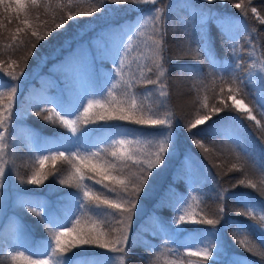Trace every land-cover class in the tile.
Returning <instances> with one entry per match:
<instances>
[{"label": "trees", "instance_id": "obj_1", "mask_svg": "<svg viewBox=\"0 0 264 264\" xmlns=\"http://www.w3.org/2000/svg\"><path fill=\"white\" fill-rule=\"evenodd\" d=\"M235 3L245 4L248 14L245 15L240 9L235 8ZM93 6L100 8V11L91 16L87 15L86 13L90 12ZM134 7L132 3L117 5L110 0H106L104 4L101 0H71V3L70 0H39L37 5H29L27 10V19L31 27L21 24L20 20L25 18L24 13L17 18L10 13L4 14L0 7V85H3L0 87V93L6 94L10 91L9 85H16L18 82L24 84L15 96L13 105V110L18 114L15 120L19 125L12 129L13 133H7L5 142H0V149L5 146L8 150V155L2 153L4 160H7L4 185L12 186L18 194L13 204L14 209L9 211V214L15 213L16 217L10 214L0 224V264H15L11 260L12 255L4 251L3 239L10 240L18 230L23 233L25 231L33 233L31 246L35 239L37 244L41 238L47 240L49 236L48 226L43 225L35 214L27 212L26 209L30 205L20 206L18 201L21 198H38L51 203L57 201L59 209L74 207L71 204L72 197L67 194L76 193L78 189L72 185L59 184V180L67 179L71 172V166L65 159L57 157L55 164L51 158L45 162L44 172L48 174V179L42 185L21 184L20 180L27 181L39 168V158L44 155L51 157L50 149L54 145L58 146L56 142L70 135L52 111L55 105L46 102L48 98H60L70 87L74 89L75 95L79 96L78 93L83 92L82 96H84L88 92L111 88L112 84H116V88L112 89L116 101L126 99L123 94V81H120L119 77L115 80L110 79L113 68L111 58L104 60L100 54L102 48L114 54L120 45H115L113 41L124 43L130 50V55L125 58L126 67L123 75V80L127 81L130 73L136 74L137 83L129 90L130 93H135L137 101L142 102L146 109L150 108L156 112L158 114L156 118L168 117L176 135L175 153L171 156L165 155L164 162L152 170L148 183L140 194L137 207L144 204L148 207L138 220H132V228L128 232V242L125 245L126 255L123 254V264H175L172 260H166L172 257L179 264L181 262L188 264L189 260L192 264H199L201 258L188 257L184 244L194 237L207 236L213 230L217 231L219 251L213 252L208 264H235L236 261H239V264H264V254H262L264 241L260 239V233L254 229L251 230V234L236 233L231 227L237 223H259V212L264 210V195L260 191L264 188L262 183L264 164L254 163L256 157H262L264 160V135L253 129L264 131V118L257 110L250 93V90H259L261 84L257 79L249 82V77H256L257 73L264 72V23L257 18L264 17V0H213L212 3L207 0H188V4L184 7L177 5V2L170 3L167 7L168 19L163 22L164 33L160 46L163 56L161 64L165 75L159 79L165 85L163 90L168 93L166 97L159 95L156 86L148 85L145 88L137 70V63L140 65L149 63L148 60L138 57L141 54L146 57L153 54L150 51L149 37H152L154 27L148 28L147 31L143 29L152 24L153 20L150 17L154 13L155 5H139L138 9L144 11L137 21H134L137 16L134 18L131 16ZM252 7L257 9L256 13L251 12ZM70 10L74 18L69 20L67 17ZM76 13L84 14L75 15ZM209 13L212 18L208 19L202 28L201 17ZM218 17L232 21L224 30L232 39H226L222 34L221 28L216 23ZM61 18H63V27L52 30L46 39L39 40L34 50L35 54L29 58L25 45L31 37V32L36 30L41 35H45V29H55V23L62 22ZM18 27L23 31L18 33L16 31ZM128 30L135 34L129 36L128 33L124 38ZM202 32L206 34L203 38ZM68 40H71L70 46L65 43ZM78 45L84 46V50L88 53L87 62L90 61L85 84L77 79V75L73 76L84 69L87 62L83 65L74 64L70 69L62 64L66 57L73 56ZM209 57L219 67L213 68ZM13 61L16 63L13 64ZM127 65H130V68ZM8 72H12L19 79L13 81L7 75ZM145 76L156 79L158 72L155 69L152 73L145 71ZM234 78L236 84H239L241 79L245 81L244 92L236 94V98L243 100L252 109V115L255 114L259 118L261 125H256L254 121L247 119L239 121L231 119L235 116L248 115L247 112L238 113L231 99H228V87ZM236 84H232V87L235 88ZM221 87L224 88L223 93L220 92ZM64 89L65 92L61 93ZM187 91H190L192 101L190 107L185 109L178 105V99H182L181 96ZM194 92L202 94L198 96L194 95ZM107 99L110 102L112 98ZM205 100L207 107H203ZM0 102L7 104V95L0 98ZM213 107H221L225 110L217 114L211 112ZM37 112L41 115H36ZM56 112L64 115L61 110ZM202 114L210 116V119L204 125L192 129L195 135H190L187 131L189 122L194 121L196 115ZM221 114H225V117H219ZM45 116L49 119L46 120ZM214 122H218V130L215 134L200 132V129L207 128ZM107 123L119 125L121 128L142 130L145 133L162 127L157 126L156 129H152L124 121ZM225 130L238 136L240 142L246 141L248 150L243 151L242 147L228 139ZM249 130L255 135L250 134ZM195 137H200L201 143L204 142L205 145L197 153H193L190 149V142L196 139ZM128 139L134 137L130 136ZM139 139L140 143H134L132 147L140 153H154L157 150L155 141H148L144 137ZM93 141L95 139L89 142L94 143ZM105 146L101 145V147ZM216 147L219 149L216 150ZM209 148L215 160L211 163L205 162L203 158L210 152ZM219 151L223 157L233 155L237 161H222L216 155ZM186 157L189 159L186 160ZM233 165L236 167L234 168ZM136 170L132 169V171ZM219 170L224 174L219 176L217 174ZM240 179L251 180L258 185V188L233 187ZM222 190L225 191L221 200L219 193ZM191 191L194 192L193 204L198 214L197 219L201 215L209 219L219 218L221 206L224 209L223 216L217 225L183 224L181 227L183 231L177 232L172 223L177 216L176 209L182 205V201L191 196ZM234 193H244V200H251L257 205L251 209L256 213V221L245 215L247 210L238 202L239 197L232 198L231 194ZM137 216L136 210L134 217ZM80 219L82 228L91 227L93 223L105 231H108L109 226L118 227L110 215L101 219L86 212ZM17 222L20 223V228H16ZM151 231H155L156 235L163 232L166 239H174L172 246L178 251L168 253L167 258L159 256L160 259L141 261L139 257L148 247L149 242L155 238L151 235ZM241 240H245L248 247H242L239 243ZM73 252H77V256L80 257L96 258V255L107 254L109 251L91 248L83 251L74 249ZM67 255L72 256V253Z\"/></svg>", "mask_w": 264, "mask_h": 264}, {"label": "snow or ice", "instance_id": "obj_2", "mask_svg": "<svg viewBox=\"0 0 264 264\" xmlns=\"http://www.w3.org/2000/svg\"><path fill=\"white\" fill-rule=\"evenodd\" d=\"M106 0H101L104 4ZM114 4L132 3L134 5L152 4L156 5L158 0H110ZM212 3L213 0H207ZM39 3V0H0V7H2L4 14H12L17 18L21 13L25 14V18L20 22L23 25L31 27L29 20L27 19V10L29 5L35 6ZM71 3V0H70ZM234 7L240 9L245 15L248 14L247 6L243 3H235ZM252 13H256L257 9L252 7ZM100 11V8L92 7L91 11L86 13L91 16L93 13ZM165 9L163 7H156L153 15L150 17L154 21V34L160 35L161 39H156L155 35L149 37L151 41L150 51L153 52L152 56L146 57L141 54L138 59L148 60L149 63L140 65L137 63V70L139 71L140 80L145 88L148 85L156 86L159 89V95L166 97L168 93L164 91L165 85L161 83L159 77L165 75L161 60L163 56L161 53L162 36L164 33L163 21L166 17L163 16ZM84 13H76L75 15H83ZM73 12L70 10L67 19H73ZM212 18L211 13L207 16L201 17V27L206 25L207 20ZM262 23H264V17H257ZM62 22L55 23V29H45V35H41L38 31L33 30L31 37L26 43L28 49L27 56L30 58L35 54L36 44L39 40L46 39L47 35L51 34L52 30L61 29L63 27ZM216 23L222 30V34L226 39H232L228 35L227 31H224L232 23L231 20L218 17ZM18 33L23 31L22 28H17ZM135 33L130 31L129 36ZM206 35L202 32V38ZM34 38V39H31ZM67 46L71 45V40L65 42ZM205 44L207 41L204 42ZM100 54L104 60L111 58L113 65L110 73V79L115 80L117 77L120 81H123V94L126 97L125 100L116 101L112 89L116 88V84H112L111 88L100 89L99 91H91L84 96H78L74 94V89L70 87L64 96L60 98L50 97L46 102L53 103L56 107L64 113L56 112L55 108L52 111L55 112L58 117V122L66 128L70 135L64 137L62 140L56 142L58 146L50 149L52 151L51 157L44 155L39 158V168H37L27 181L20 180L21 184L27 183L29 185H42L45 180L48 179V174L44 172L45 162L50 158L55 164L57 157L65 159L71 166V172L67 179H60L61 185H72L78 192L69 193L71 196L72 208L59 209L55 208L48 202L40 199H26L21 198L18 203L20 206L30 205L27 207V212L35 214L40 218V222L43 225L48 226L49 236L42 245V252L35 253L43 255L45 258H34V255H26L25 251L17 250L15 254L11 256V260L15 264H114V257L109 255H96V258L80 257L77 256V252H73L74 249H80L81 251L91 248L106 249L111 253L125 254V245L128 242V232L131 229V224L134 215L136 214L137 204L141 192L144 190V186L148 183L149 175L152 170L157 168L164 162L165 155L171 156L176 151V135L174 126L168 117L156 118L157 113L150 108L146 109L142 102H138L135 93H130V89L137 83L135 79V73H130L127 81L123 80L124 69L126 67L125 58L130 55V50L127 45L121 43L115 50L114 54H110L106 48L100 49ZM207 55V53H206ZM46 60V58H43ZM88 53L84 50L83 45H78L74 51L73 56L66 57L62 62L64 67L71 68L74 64L83 65L87 62ZM210 65L213 68L219 67L216 65L212 58L209 57ZM16 62L13 61V64ZM130 68V65H127ZM154 69L158 72L156 79L145 76L147 73H152ZM182 70H184L182 68ZM13 81L18 80L19 77L12 72L7 73ZM223 79V77H221ZM252 79L260 81L261 88L259 90H250V93L256 103L257 110L262 118H264V72L257 73L256 77H249V82ZM119 83V81H118ZM232 84H236L234 78L228 87V99H231L233 107L238 113L247 112V116H235L231 119L233 121H239L247 119L254 121L256 125L261 123L256 116L252 115V109H250L243 100H237L236 94L244 92L245 81L241 79L239 84L233 88ZM3 87V85H0ZM10 91L0 93V98L7 95V104L0 102V142L5 140L4 132L7 131L8 122L13 117L12 104L16 96L17 87L15 85H9ZM220 92H224V88H220ZM235 93V94H233ZM257 93H259L257 95ZM106 94V95H105ZM100 96L104 99H94L88 97ZM111 97L109 102L107 98ZM163 103V102H161ZM223 103V101H221ZM203 107H207V101ZM224 108L213 107L211 112L220 113L224 111ZM36 115H41L37 112ZM74 117V118H69ZM18 118V114H17ZM46 120L49 117H44ZM210 119V116H198L194 121H190V126H187V131L190 135L192 129H196L199 125H204L205 122ZM103 121L105 123H98ZM108 121H124L130 122L141 126H147L152 129H156L157 126H162L156 131L145 133L142 130L121 128L119 125H110ZM56 123V121H53ZM89 125L95 127L89 128ZM218 130V122H214L213 125H209L207 128L200 129L201 133L215 134ZM225 134L228 139L234 143L239 144V137L230 134L225 130ZM134 137V139H128V137ZM122 137V138H121ZM140 137H144L148 141H155L156 151L154 153H140L136 148L132 147L134 143H140ZM95 139L94 143H90ZM198 146L203 147L200 140H194ZM101 145H106L101 147ZM63 148V150H60ZM95 149V150H93ZM207 151V149H205ZM247 154V153H246ZM144 157L143 159L141 157ZM189 159L186 157V160ZM6 165L3 154L0 153V187H3L6 180ZM235 168L236 166L233 165ZM137 169L132 171V169ZM9 171L11 169L9 168ZM264 183V182H262ZM99 186V187H97ZM250 187L257 189L258 185L251 180L240 179L233 187ZM224 191L219 193L221 200L224 196ZM261 194L264 195V188L260 189ZM146 194V193H145ZM244 193L231 194L232 198L239 197L238 202L241 203L247 210L245 215L256 221V213L251 209L257 207V205L251 200H244ZM195 199V197H193ZM186 203V202H181ZM43 209L45 211H37V209ZM178 214L172 221L177 232L183 231L180 228L181 224H208L217 225L220 223V218L223 216L224 209L221 206L219 208V218L209 219L206 216H200L197 219V213L192 210L191 204H187L184 207H178L176 209ZM66 213V214H62ZM91 213L93 216L103 219L107 216H112L118 227L109 226L108 231L103 230L99 225L93 223L91 227L82 228L81 219L82 215ZM70 225V226H69ZM163 227V224H161ZM236 233H248L251 234V230H255L260 233V239L264 241V215L259 217V223L243 224L237 223L231 225ZM219 238L217 231L213 230L207 234V236L194 237L190 242L186 244L188 257H199V264H208V259L213 256L214 251H219L218 247ZM242 247H248L245 240L239 241ZM195 249V250H193ZM249 250H251L249 248ZM68 253H72V256H68ZM264 254V253H262ZM79 258V259H76ZM121 260L123 257L121 256ZM183 264V262H181ZM188 264H192L191 260ZM235 264H239L236 261Z\"/></svg>", "mask_w": 264, "mask_h": 264}, {"label": "rangeland", "instance_id": "obj_3", "mask_svg": "<svg viewBox=\"0 0 264 264\" xmlns=\"http://www.w3.org/2000/svg\"><path fill=\"white\" fill-rule=\"evenodd\" d=\"M133 6H135V7L132 8V10H137L138 7H139V5L137 6V5H134V4H133ZM125 37H127V35H124V38ZM113 43L115 45H118V46L120 45L118 41H113ZM89 64H90V61L85 64L84 68L85 69L88 68ZM86 78H87V75H86V77L83 76V79H82L83 81L82 82L86 83V81H87ZM23 85L24 84L22 82H18V84L15 85L17 87L16 96H17L18 92H20V89H22ZM64 92H65V89L62 90L61 93H64ZM78 94H79V96H82V94H84V93L80 92ZM88 98L104 99V97H100V96L99 97H88ZM237 100H239V99H237ZM13 105H14V101H13V104H12V112H13L14 116L8 122L7 131L4 132L5 140L3 142L6 141L7 133H9V134L13 133V132H11L12 129H14L17 125H19V122L17 120H15L17 118V116H15V115H17V111L13 110ZM55 110L56 111H60V108L56 107V105H55ZM69 118H74V117H69ZM2 131H3V129H2ZM93 142H95V141H93ZM44 150H46V148ZM93 150H95V149H93ZM0 151L5 156L8 155V152H7L8 150H7V148L5 146L3 148H1ZM5 161L7 162V160H5ZM6 168H7V166H6ZM150 191L152 192V190H150ZM193 193L194 192L191 191V196L186 198L183 201V202H186V203H182V205L180 207H184V206H187V204H191L192 210L195 211L194 210V204H193V197H194ZM17 196H18L17 191L15 189H13L12 186L8 187L6 185H3V187H0V224H2V220L3 219H5L8 215L11 214V213L9 214V211H12V209H14V205L13 204H15V199L17 198ZM48 204L51 205V202H48ZM37 211H45V210L38 208ZM178 214H182V213H178L177 212V215ZM261 215H264V211H260L259 217ZM10 216L16 217L15 213H13V212H12V214ZM182 226H183V224L180 225V228ZM16 228H20V223H18V222L16 223ZM32 236H33L32 232L25 231L23 233L20 230H18L15 235H12V237H10V240L3 239L4 251L8 252L11 255H14L15 251H17V250L25 251L26 255H34L35 253L42 252L43 251L42 245L44 243H46V241H47L46 238H41V240H39L37 242V244L35 243V241H36V239H35V241H34L35 245L33 244V246H31L30 243L33 241V238H34ZM171 243H172V241H171ZM187 243L188 242H186L185 245H184L185 250H187V247H186ZM167 244H169V243L164 241V243L162 244V246H160V248H159V250L157 252L160 256H164L165 258H167V256H169L168 252L170 250L174 251L172 249V246H166ZM193 250H195V249H193ZM106 255L114 257V263L115 262H119L121 256L123 257V254H121V253H111L110 252L109 254H106ZM34 258L43 259L45 257L43 255L35 254ZM172 258H167L166 260H169V261L172 260L173 263L179 264L177 260H174ZM77 259H79V258H77ZM118 264H123V259Z\"/></svg>", "mask_w": 264, "mask_h": 264}, {"label": "bare ground", "instance_id": "obj_4", "mask_svg": "<svg viewBox=\"0 0 264 264\" xmlns=\"http://www.w3.org/2000/svg\"><path fill=\"white\" fill-rule=\"evenodd\" d=\"M172 2H177V5L183 6V7L188 4V0H158V3L155 5V8L156 7H163L165 9V11L163 13V16L166 17V20L168 19V15H169V12L167 11V9H168L167 7ZM143 11H144L143 9H141V10L137 9V10H134L133 11L134 13L131 14V16H133L132 18H134V17L137 16V18L134 21H137L138 20L139 15H141L143 13ZM165 21H163V22H165ZM150 27L153 29V27H154V21L152 22V24L150 26H146L143 30L144 31H147V29L150 28ZM128 33H129V30L127 31V36H128ZM144 34H147V33L144 32ZM154 35L155 34L153 33L152 36H154ZM155 38L156 39H159L160 38V35H155ZM160 54H162V53H160ZM88 71H89L88 68L81 69L78 72V74H75L73 77H75L77 75V79H80L81 81H83L82 80L83 79V76L86 77V75L88 74ZM87 78H88V75H87ZM87 78H86V80H87ZM72 80H74V78H72ZM201 94H202L201 92H194V95H198L199 96ZM191 96L192 95H191L190 91H187V93H185V94H183L181 96L182 99L181 98L178 99V102H179L178 105H180L181 108H185V107L189 108L190 107V104H191V101H192ZM198 116H204V114H202V115H196L195 117L197 118ZM254 116H256V115L254 114ZM219 117L224 118L225 117V114H221V115H219ZM256 118L259 120V118L257 116H256ZM259 125H261V123ZM253 129H254V131H256V132L264 135V131H258L256 128H253ZM249 133L252 134V135H255L250 130H249ZM195 138L196 139H194V140H200V142L202 141V139H200V137H195ZM194 140H192L190 142V149H191V151L193 153H197L199 150H202L205 145H204V142H203V143H201L203 145V147H200L196 143H194ZM247 144L248 143L246 141H242V142H240L239 144H236V145L242 147L243 151H247L248 150V148L246 146ZM218 149L219 148L216 147V150H218ZM209 151L210 152H208L207 154H205L203 156L204 161L207 162V163H211V162H214L215 161L214 158L211 156L212 150L210 148H209ZM216 155H217L218 158H221V160L224 161V162H235V161H237V159L233 155L223 157L220 151ZM254 163H255V165H263L264 164V160L262 159V157H256ZM217 174H219V176H221L224 173L222 172V170H219L217 172ZM51 205L53 207H55V208H59V203L57 201L52 202ZM147 207H148L147 204L139 205L137 207L138 216L137 217H133V221L134 220L135 221L138 220L146 212ZM62 214H66V213H63L62 212ZM131 228H132V224H131ZM151 235L152 236H155V238L151 242H149L148 247L145 248V251L142 253L141 257H139V258H141V261L160 259V257H159L160 255L157 252H158L160 246H162V244L164 243V241H166L167 243H169L166 246H172L174 244V239H166V236H164V233L163 232L160 233V234H158V235H156V232L155 231H151ZM171 241H172V243H171ZM188 242H190V241H188ZM173 248H174V246H172V249ZM109 253L110 252H108L107 254H109ZM168 253H172V251L170 250ZM99 255H106V253H100Z\"/></svg>", "mask_w": 264, "mask_h": 264}]
</instances>
